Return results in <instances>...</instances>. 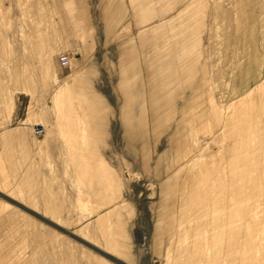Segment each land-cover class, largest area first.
<instances>
[{"label": "rangeland", "instance_id": "rangeland-1", "mask_svg": "<svg viewBox=\"0 0 264 264\" xmlns=\"http://www.w3.org/2000/svg\"><path fill=\"white\" fill-rule=\"evenodd\" d=\"M0 264H264V0H0Z\"/></svg>", "mask_w": 264, "mask_h": 264}, {"label": "built area", "instance_id": "built-area-1", "mask_svg": "<svg viewBox=\"0 0 264 264\" xmlns=\"http://www.w3.org/2000/svg\"><path fill=\"white\" fill-rule=\"evenodd\" d=\"M59 63H60L62 68H68L69 67V59L66 56L60 57Z\"/></svg>", "mask_w": 264, "mask_h": 264}, {"label": "bare ground", "instance_id": "bare-ground-1", "mask_svg": "<svg viewBox=\"0 0 264 264\" xmlns=\"http://www.w3.org/2000/svg\"><path fill=\"white\" fill-rule=\"evenodd\" d=\"M46 219V218H45ZM50 222V221H49Z\"/></svg>", "mask_w": 264, "mask_h": 264}]
</instances>
